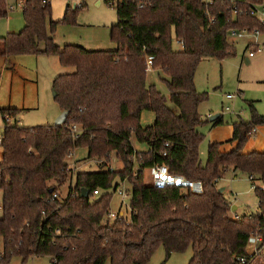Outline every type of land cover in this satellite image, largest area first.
<instances>
[{"label": "trees", "instance_id": "trees-1", "mask_svg": "<svg viewBox=\"0 0 264 264\" xmlns=\"http://www.w3.org/2000/svg\"><path fill=\"white\" fill-rule=\"evenodd\" d=\"M21 1L25 26L2 38L0 54L57 56L73 70L53 81L55 99L68 111L64 124L23 127L19 109L0 108V264L15 255L23 263L50 256L53 264H147L160 247L166 259L191 248L189 264H239L236 257L245 254L249 236L264 220V194L257 193L262 215L234 221L232 206L217 184L231 168L264 179V152L244 151L252 130L264 127V114L250 103V118L232 124L228 142L234 147L225 151V143H210L203 163L205 135L199 127L209 119L202 118L199 107L208 94L197 90L195 76L203 59L236 55L229 42L232 29L264 33L250 15L251 7L264 0H114V50L55 42L58 25L72 23L85 4L68 5L62 20H52L51 0ZM9 6L8 0H0V18L8 15ZM176 41L184 47L178 48ZM149 55L155 57L153 68L169 95L147 81ZM145 111L155 115L146 127ZM222 124V116L213 122ZM133 136L148 149L134 148ZM79 149L102 161L95 171L78 172L63 199L61 188L73 172L67 159ZM112 152L122 169L111 167ZM155 165L201 182L202 192L147 184L145 172ZM122 182L131 184L129 209L112 220V197ZM83 189L90 191L88 197H82ZM95 190L100 193L94 195ZM54 193L59 197L53 198ZM250 264H264V259Z\"/></svg>", "mask_w": 264, "mask_h": 264}, {"label": "rangeland", "instance_id": "rangeland-1", "mask_svg": "<svg viewBox=\"0 0 264 264\" xmlns=\"http://www.w3.org/2000/svg\"><path fill=\"white\" fill-rule=\"evenodd\" d=\"M8 2L13 8L9 10L7 16L0 18V52L3 46L2 38L10 33H19L25 26L19 0H8ZM51 3L50 17L52 20H62L68 5L73 8L75 5H86L78 11L72 23H60L58 25L54 34L55 42L58 45L74 44L89 50L116 49L117 45L110 37V29L112 25L117 23V10L116 5L110 4V0H51ZM229 42L235 46V56L226 57L223 60L205 58L196 71L197 90L208 94L207 100L201 103L199 107L204 120L215 114H220L226 123H233L240 118L248 120L251 115L250 103H253L256 110L260 111L259 113L264 111V49L257 52L247 62L246 59L249 58L248 53L251 50L250 48L247 49V38L229 37ZM260 42L264 48V33L260 36ZM72 70L73 68L62 66L57 56L27 54L6 57L0 54V108L19 109L18 124L23 127L55 124L63 110L55 99L53 81L56 76ZM147 81L155 83L162 93L169 95L168 86L160 78L157 71L149 73ZM229 93L236 94V98L234 100L226 98ZM170 105L173 106L171 103ZM227 106L231 107V111H226ZM154 119L153 112H143L142 126L151 125ZM204 126L199 127V130L207 135L203 129ZM0 127L4 131L1 114ZM257 129L258 132L252 135L245 150L249 151L256 140L262 142L257 148L264 149V128L257 127ZM132 143L137 150L148 149L146 144L139 143L134 136ZM228 144L231 143L228 142ZM208 146L209 139L206 137L200 146V158L203 163L207 159ZM230 149L231 147H228V149L223 150ZM2 152L0 145V162L2 161ZM110 159L112 161L111 167L114 170L123 168V163L116 157L115 152L110 154ZM101 161L96 158L89 159L87 149L74 151L67 159L73 172L71 179L61 188L62 198L65 199L68 196L70 186L75 184L78 172L95 171L99 168ZM145 182L147 184L150 182L148 170L145 172ZM217 186L219 188L225 187V196L232 206L237 207L235 210L237 213L251 215L258 212L259 199L251 188L248 174L231 168ZM121 187L130 190L131 184L125 182L121 184ZM2 196L3 193L0 190V205L3 201ZM95 197L97 196L92 199ZM128 201L129 199H127ZM121 205L122 197L116 192L112 197L111 210L117 212ZM122 210H126L125 205ZM2 251L3 239L0 238V254ZM192 254V249L189 248L184 253H174L169 259H166V251L164 247H160L147 264H189ZM6 264L53 263L50 256H35L23 263L22 258L15 255Z\"/></svg>", "mask_w": 264, "mask_h": 264}, {"label": "built area", "instance_id": "built-area-1", "mask_svg": "<svg viewBox=\"0 0 264 264\" xmlns=\"http://www.w3.org/2000/svg\"><path fill=\"white\" fill-rule=\"evenodd\" d=\"M206 3H212L214 0H203ZM114 0H110V4H113ZM19 4L22 6V1L19 0ZM76 6V5H75ZM142 7V6H141ZM13 7L10 5L9 10H11ZM234 13H236V10H234ZM250 15L252 17L257 18L262 27L264 28V4L260 6H254L250 9ZM262 35V32L260 29L255 28L253 30L248 29H232L230 31L229 37H238V38H247L249 48L251 49L248 53L249 59L254 57L257 52L263 51V47L261 46L260 42V36ZM178 48L182 49L184 47V43L182 41H176ZM264 45V42H263ZM155 57L153 55H149L147 57L146 66H147V72L153 73L155 72L153 68V61ZM226 98L230 100H234L236 98V94H227ZM226 111H231V107L227 106ZM74 132H78L79 127L76 125L74 126ZM258 129L255 127L252 130V135L257 133ZM3 141V129L0 127V145ZM149 172V183L156 187H165V186H179L184 188H189L193 192H202L203 185L199 181H191L186 179L182 175L172 174L169 171V168L166 165H155L148 169ZM250 181H251V188L255 191V193L264 194V179L260 175L255 174H249L248 175ZM125 182H122L121 184H124ZM116 192L122 197V205L121 209L117 212L110 211L109 218L114 220L117 219L120 215H123L128 209H129V201L127 202V199H130V192L129 189L121 187H117ZM100 192L99 190L94 191V195H98ZM59 194L54 193L53 198H58ZM259 199L258 203V212L256 214L247 215L249 218H253L257 215H262V211L260 209V203L261 199ZM127 202V203H125ZM124 205L126 206V211L122 210ZM231 205V204H230ZM232 206V205H231ZM233 207V206H232ZM3 210V206H0V211ZM230 218L234 221H238L241 219L243 215L237 213L236 211L232 210L230 211ZM264 259V220L257 226L256 230L249 236L247 241V247L246 252L244 255L237 256L236 261L239 264H250L252 262L262 260Z\"/></svg>", "mask_w": 264, "mask_h": 264}, {"label": "crops", "instance_id": "crops-1", "mask_svg": "<svg viewBox=\"0 0 264 264\" xmlns=\"http://www.w3.org/2000/svg\"><path fill=\"white\" fill-rule=\"evenodd\" d=\"M247 49H249V45L247 46ZM249 60H250L249 58L246 59L247 62H249ZM263 112H261V113H263ZM202 118L204 119L203 116H202ZM222 119H223L222 125H216V126L214 125L213 126V122H210V121L208 123L204 124L205 126L203 129H204V131L207 132V135H205L204 133L203 134L205 135V139H206V137H208L209 144L213 143V142H220V143H225L222 146L223 149H228V147L232 148V147H234L235 143L228 144L226 142L230 141L232 136H233V125H232L233 123H226V122H224L223 117H222ZM259 128H264V127L260 126ZM260 144H262L261 140H256L255 144L253 145V147L251 149H249V151L256 150V151L264 152V149L257 148V146ZM245 151L248 152L247 150H245ZM2 199H3V196H2ZM1 216H2V211H1L0 217Z\"/></svg>", "mask_w": 264, "mask_h": 264}, {"label": "water", "instance_id": "water-1", "mask_svg": "<svg viewBox=\"0 0 264 264\" xmlns=\"http://www.w3.org/2000/svg\"><path fill=\"white\" fill-rule=\"evenodd\" d=\"M54 96H55V91H54ZM221 115L220 114H215L212 115L209 118L210 122H215ZM68 118V111H63V113L59 116V118L57 119V121L55 122V125H62L67 121ZM220 192H224L225 191V187H222L219 189ZM90 194V191L88 189H83L82 190V197H88ZM237 209L236 206L232 207V210L235 211Z\"/></svg>", "mask_w": 264, "mask_h": 264}]
</instances>
